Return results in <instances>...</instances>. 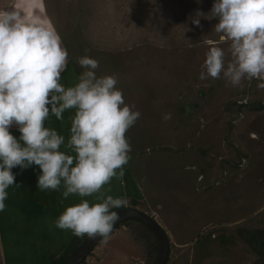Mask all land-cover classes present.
<instances>
[{
	"label": "rangeland",
	"instance_id": "rangeland-1",
	"mask_svg": "<svg viewBox=\"0 0 264 264\" xmlns=\"http://www.w3.org/2000/svg\"><path fill=\"white\" fill-rule=\"evenodd\" d=\"M15 1L17 11L25 6L26 11L20 10L27 21H37L38 12L39 20L49 22L59 34L68 53L60 83L67 87L77 82L82 71L77 59L85 55L98 60V76L117 78L116 87L122 90L125 103L140 112L125 133L131 151L198 147L207 163L202 169L204 187H211L206 182L214 174L223 179L232 170L246 168L250 155L242 149L236 124L249 111L264 106V89L256 87V78L242 80L237 87L223 75L199 79L209 47L204 40L224 49L225 65L231 59L230 41L221 40V34L213 31L215 18H201V26L191 23L197 10L210 12L213 0H0V7L11 9ZM185 103L188 113L177 112ZM74 112L69 109L66 114L73 116ZM166 114L169 119H164ZM259 119L249 129L264 135ZM46 123L60 130L55 116ZM250 185L244 194L249 209L240 211L231 205L219 215L204 203L200 211L186 215L189 224L181 225L185 232L176 218L166 227L145 199L139 201V208L156 217L169 235L168 264H252L258 255L249 244L250 232L264 229V192ZM207 196L209 200L211 194ZM128 205L133 206L132 200ZM135 232L131 224L117 226L80 264H147L150 248L147 242L138 241Z\"/></svg>",
	"mask_w": 264,
	"mask_h": 264
},
{
	"label": "clouds",
	"instance_id": "clouds-1",
	"mask_svg": "<svg viewBox=\"0 0 264 264\" xmlns=\"http://www.w3.org/2000/svg\"><path fill=\"white\" fill-rule=\"evenodd\" d=\"M211 14V18L208 14ZM215 18L213 31L230 41L231 59L225 65V51L210 40L201 65L200 80L220 78L231 86L242 80H258L264 89V0H213L210 12L197 10L191 23ZM67 49L59 34L38 21H27L20 12L0 11V211L6 207L7 189L15 185L12 169L38 165L37 187L60 192L63 202L70 195L81 197L67 206L53 221L54 227L107 240L120 218L113 208L128 204L126 196L104 195L101 189L113 178L124 183V165L130 159L131 144L125 133L140 117L139 110L125 103L114 75L98 76L99 62L79 57L81 67L72 86L60 83L67 68ZM74 109L70 136L46 126L50 116L62 120L65 110ZM166 114L164 119H169ZM15 124L16 138L9 131ZM21 141L23 143H21ZM61 145L74 155L60 150ZM61 188L63 189L61 191ZM98 193L99 202L84 197Z\"/></svg>",
	"mask_w": 264,
	"mask_h": 264
},
{
	"label": "crops",
	"instance_id": "crops-1",
	"mask_svg": "<svg viewBox=\"0 0 264 264\" xmlns=\"http://www.w3.org/2000/svg\"><path fill=\"white\" fill-rule=\"evenodd\" d=\"M16 2H13L11 9L0 7V11L16 10ZM30 2L34 3L33 0ZM24 8L25 6H22L20 9L26 11ZM20 9L18 11L22 14L23 11ZM36 13L38 14H36L37 21L48 26L49 22L39 20V13ZM185 104H180L177 112L187 114L188 103ZM67 111L69 110L62 113V120H57L60 128L58 132L61 131L62 135L64 132L70 135L72 115L66 114ZM259 118H262L259 126L262 129L264 127V106L256 111H249L236 124V132L241 140L242 149L250 155V160L248 158L245 165L246 168L241 171L232 170L223 179H219L213 173L214 177L206 182V184L209 183L206 186L211 187L203 185L205 172L202 169L207 167V163L204 156L198 153V147L177 150L173 146H161L152 147L153 150L150 148L147 152L138 154L137 151H131L128 163L123 166L124 183L121 184L113 178L102 187L101 192L105 196H126L132 201L143 202L145 199L154 215H157L166 227L171 226L170 219L172 218L179 221V226L185 224L188 226L186 215L188 213L193 215V212L200 211L204 203H207L206 207L211 204L212 207L209 206L207 209L212 208L218 211L219 215L226 212L225 208L231 209V205L234 208L238 207L240 211L249 209L244 194L251 187L250 184H256L257 189L264 192V173L261 172L264 171V135L260 134L262 131L258 134L253 129H249L252 124L253 126L259 124ZM9 131L14 137L19 138L20 132L15 124L10 127ZM65 141H67L66 138ZM60 150L74 155L63 145ZM243 171L246 173H242ZM12 172L15 174L14 184H19L20 187L13 185L7 189L9 195L5 200L6 207L0 211V264H49L63 252L74 237L71 230L56 228L52 221L67 206L79 203L82 198L70 195L61 202L60 192L41 191L37 187L38 176L41 173L38 165H32L26 169L16 166ZM198 187L204 188L199 189ZM207 194H211L209 200ZM97 195L99 194L94 193L83 199H87L90 204L96 203L99 202L96 199ZM212 195L214 198H211ZM173 211L175 212L172 213ZM183 220L186 221L181 224ZM181 229L183 232L186 230L184 227Z\"/></svg>",
	"mask_w": 264,
	"mask_h": 264
},
{
	"label": "water",
	"instance_id": "water-1",
	"mask_svg": "<svg viewBox=\"0 0 264 264\" xmlns=\"http://www.w3.org/2000/svg\"><path fill=\"white\" fill-rule=\"evenodd\" d=\"M114 211L119 214L120 218L116 221L113 230L121 222L128 219H137L145 223L153 231L158 242L157 255L151 264H166L170 256V238L161 223L153 215L136 206H124ZM102 239L99 236L90 238L86 235L70 257L62 264H80Z\"/></svg>",
	"mask_w": 264,
	"mask_h": 264
},
{
	"label": "trees",
	"instance_id": "trees-1",
	"mask_svg": "<svg viewBox=\"0 0 264 264\" xmlns=\"http://www.w3.org/2000/svg\"><path fill=\"white\" fill-rule=\"evenodd\" d=\"M133 205H138V200L132 201ZM118 208L111 209L114 211ZM131 224L133 229L136 231L135 236L138 238V241L142 243H146L148 247L150 248V257H148V263L150 264L154 261L158 249V242L155 234L153 231L143 222L137 220V219H128L123 222H121L119 225H128ZM119 225H117L119 227ZM251 238L249 239V244L255 251V253L258 255V258L252 263V264H264V229L257 230L256 232H250ZM87 234L82 236H75L72 238L70 243L67 245V247L63 250V252L55 257L49 264H62L66 259L70 257V255L74 252V250L77 248L79 243L85 238ZM85 262L83 260L81 263ZM169 258L167 260L168 264Z\"/></svg>",
	"mask_w": 264,
	"mask_h": 264
},
{
	"label": "bare ground",
	"instance_id": "bare-ground-1",
	"mask_svg": "<svg viewBox=\"0 0 264 264\" xmlns=\"http://www.w3.org/2000/svg\"><path fill=\"white\" fill-rule=\"evenodd\" d=\"M50 258V257H49Z\"/></svg>",
	"mask_w": 264,
	"mask_h": 264
}]
</instances>
